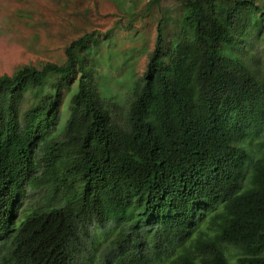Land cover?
Instances as JSON below:
<instances>
[{"label": "trees", "instance_id": "obj_1", "mask_svg": "<svg viewBox=\"0 0 264 264\" xmlns=\"http://www.w3.org/2000/svg\"><path fill=\"white\" fill-rule=\"evenodd\" d=\"M148 11L124 105L94 31L0 74V264H264V83L242 46L255 28L264 55V0Z\"/></svg>", "mask_w": 264, "mask_h": 264}, {"label": "rangeland", "instance_id": "obj_2", "mask_svg": "<svg viewBox=\"0 0 264 264\" xmlns=\"http://www.w3.org/2000/svg\"><path fill=\"white\" fill-rule=\"evenodd\" d=\"M145 2L0 0V74H10L21 64L61 62L64 47L71 39L94 31L99 36L92 52L99 91L103 97L124 105L156 33V12L148 11L144 16L139 13ZM169 3L161 1V6ZM243 44L246 59L264 83L263 46L255 28L245 35ZM224 49L228 52V48ZM33 192L36 191H30V198L37 193Z\"/></svg>", "mask_w": 264, "mask_h": 264}]
</instances>
